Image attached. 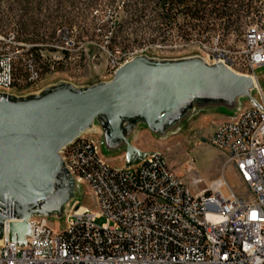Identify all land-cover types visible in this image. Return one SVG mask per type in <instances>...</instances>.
<instances>
[{"label": "built area", "instance_id": "2783aa9c", "mask_svg": "<svg viewBox=\"0 0 264 264\" xmlns=\"http://www.w3.org/2000/svg\"><path fill=\"white\" fill-rule=\"evenodd\" d=\"M216 45L217 40L206 58H199L257 79L254 70L264 66V23L243 31L236 58ZM30 48L18 42L15 33H0V93L15 95V62L23 49ZM139 56L146 55L135 50L112 61L111 80L120 60L128 63ZM25 73L26 88L41 82V71L31 60L25 63ZM208 143L224 154L240 193L223 175L209 183L193 169L177 175L157 152L128 168L111 166L101 155V137L81 134L59 156L68 173L76 172V188L87 189L96 210L75 201L57 227L54 219L31 216L23 245L10 241L5 221L0 264H264L260 91L248 107L220 122ZM99 218L105 223L97 225Z\"/></svg>", "mask_w": 264, "mask_h": 264}, {"label": "water", "instance_id": "95a60500", "mask_svg": "<svg viewBox=\"0 0 264 264\" xmlns=\"http://www.w3.org/2000/svg\"><path fill=\"white\" fill-rule=\"evenodd\" d=\"M252 89L249 77L199 57L139 56L109 82L86 87L59 82L26 96L0 93V207L5 205L0 239L5 221L10 241L23 245L31 216L64 217L77 188L59 152L94 122L102 129L103 145L125 148L128 168L148 154L128 140L137 125L163 134L196 105L233 111L239 98L253 102Z\"/></svg>", "mask_w": 264, "mask_h": 264}, {"label": "rangeland", "instance_id": "374dc122", "mask_svg": "<svg viewBox=\"0 0 264 264\" xmlns=\"http://www.w3.org/2000/svg\"><path fill=\"white\" fill-rule=\"evenodd\" d=\"M253 2L248 12L239 11L237 18L232 17L229 24L211 20L197 27L184 26L181 19H177L175 25L157 26L153 22L148 23V16L142 21H128L122 8L123 0H41L39 9L30 11L23 19L25 22L32 19L39 24L37 31H34L38 49L35 53L23 49L18 55L14 72L17 83L12 93L18 96L35 94L59 82H67L75 87L108 82L111 80V62L135 50L159 60L196 56L206 58L217 40L218 49L236 58L242 46L243 31L251 25L264 23V0ZM233 8L236 9L235 6ZM149 13L148 9L146 14ZM22 14L14 0H1L0 33L13 32L20 40L31 37L29 31L20 36L16 34L15 24ZM121 25L120 38L112 43L110 36ZM181 30L189 32L186 40L178 35ZM35 54H38V60H35ZM28 60L41 71V82L30 88L23 85ZM254 75L257 77V89L251 90V99L257 97L258 91L264 96V66L256 68ZM249 102L245 97L237 99L233 111H226L223 106L217 105H196L165 133L154 134L139 124L129 133L128 140L142 152L159 153L177 175L187 174L193 169L204 183L223 175L229 185L240 193L238 181L232 168L226 165L224 154L212 147L208 138L220 122L231 119L248 107ZM85 134L95 138L100 136L101 140L103 138L97 122ZM101 155L111 166L120 167L124 164L125 148L120 146L115 150L105 143ZM75 201L96 210L85 187L76 190ZM54 221L56 227L62 224V219ZM95 223L101 225L105 219L99 218Z\"/></svg>", "mask_w": 264, "mask_h": 264}, {"label": "trees", "instance_id": "16d2710c", "mask_svg": "<svg viewBox=\"0 0 264 264\" xmlns=\"http://www.w3.org/2000/svg\"><path fill=\"white\" fill-rule=\"evenodd\" d=\"M1 1V0H0ZM20 12L23 14L20 20L15 24L16 34H26L29 31L31 37L21 38L17 37V41L20 43H27L31 45L29 52L35 53L37 43L35 41L36 35L34 31H37L39 24L36 21L29 19L23 21L25 15L32 10H38L41 0H14ZM93 1V0H92ZM114 0H110L112 2ZM123 11L127 14L128 21H142L146 16L149 17L148 23L159 25H175L177 19H181L184 26H199L202 24L210 23L213 21H221L229 24L232 17L238 16V12H248L253 5V0H123ZM33 8L31 7V5ZM235 6L236 9L233 8ZM150 10L149 15L146 12ZM215 24V23H213ZM0 22V28H1ZM123 25L118 26L117 30L110 36V41L116 43L120 38V29ZM157 33V31H155ZM157 35V34H156ZM180 38L186 40L189 36V32L181 30L178 32ZM161 36V34L159 35ZM123 42V40H121ZM121 43V42H117ZM38 54H35V60H38Z\"/></svg>", "mask_w": 264, "mask_h": 264}, {"label": "bare ground", "instance_id": "6f19581e", "mask_svg": "<svg viewBox=\"0 0 264 264\" xmlns=\"http://www.w3.org/2000/svg\"><path fill=\"white\" fill-rule=\"evenodd\" d=\"M127 64V60H124L123 62H120V68ZM252 83H253V88L257 89V85H256V79L252 78ZM69 175L71 176L73 182L75 185H79V178L78 176H76V172H69ZM4 206L2 205V207H0V212H4Z\"/></svg>", "mask_w": 264, "mask_h": 264}]
</instances>
